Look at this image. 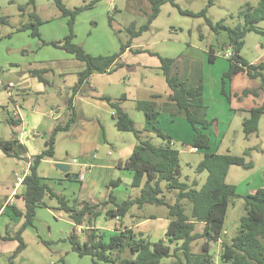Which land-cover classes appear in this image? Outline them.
<instances>
[{
	"label": "rangeland",
	"instance_id": "1",
	"mask_svg": "<svg viewBox=\"0 0 264 264\" xmlns=\"http://www.w3.org/2000/svg\"><path fill=\"white\" fill-rule=\"evenodd\" d=\"M28 1L0 0V78L3 81H10L11 78L17 79L20 73L27 72L26 70L31 67L53 68L57 72L56 76L55 74L54 76L52 75L54 73L52 70L49 73L52 77L51 80L56 82V86L53 89L49 88L52 90L50 95L33 90L28 101L20 100L23 108H31L34 104L41 113H47L49 110L55 109L54 107L57 105L65 109L64 102L67 101L68 94L72 93L74 87L70 86L75 83L80 71H77V74L68 71L67 74L63 75L65 78L63 76L60 77L58 71L61 68L64 70H67L66 68L75 70L76 66L78 70L81 66H85V63L78 60L73 54H69L63 49L47 43L50 41H62L69 32L68 18L62 16V14H55V11L58 12L60 10L51 0H34L36 11L40 13L39 16L43 20V23L39 26L40 37L32 35L33 28L31 26L29 28H21L24 24L30 22V16L28 11L22 14L19 5H26ZM63 1L69 8H84L75 21L76 36L74 41L81 44L92 55H107L119 52L121 44L130 40L128 29L131 24L134 23L135 29H139L141 25L146 23L147 13L151 11L149 0H97L91 8L87 6L91 0ZM176 2L178 6L169 2L164 3L160 14L152 22L150 29L132 40L131 45L134 49L141 48L146 49L145 51L123 53L119 60L123 63L122 67H118L110 73H97L90 79V85L95 89L96 93L110 94L114 98L119 96L120 92H126L127 98L122 100L123 107L140 129H144L147 123L144 113L138 109V101L154 98L160 105H165L170 94V87L159 66L160 60L157 55L151 52L177 58V61L181 64L184 60L189 61L195 66L194 68L190 67L187 71L189 73H197L200 68L203 75L205 72H203L204 59H206V74L214 78L223 66L219 61L211 62L209 60V49L211 47L214 49L220 48L222 40L228 39V33L225 29H220L217 32L211 27L210 22L213 25L221 20L229 26L242 24L243 17L240 16V12L248 4L256 7L260 0H214V4L209 6L206 12L210 22L207 21L205 16L183 14L178 8L197 13L207 7L209 0H176ZM28 7L31 10L34 8L31 4ZM2 17H7V21L3 20ZM258 27L261 32L253 31L252 35H257L264 44V34L262 33L264 32V20L258 23ZM225 49L231 50L227 46ZM68 56L73 60H70V62L65 60ZM46 60L50 61L46 62ZM227 61L230 63L228 59ZM179 63L178 69L180 67ZM181 68L183 69V64ZM253 81L259 82L260 80L253 79ZM14 90L15 88H12L13 92ZM10 99L12 97L1 86L0 139L5 140L11 139L14 136L15 129L20 128L19 124L14 126L7 122V118L10 117L11 110L15 106ZM207 100V118L214 120L210 132L212 149L219 153L231 152L232 154L243 155L245 148L254 147L251 154L247 156V161H252L253 167L244 168L240 165H231L226 177L227 182L236 185L238 193L248 194L251 189L259 187L264 182V117L259 134L253 133L246 137L241 113L236 114L234 119L231 117L229 124L228 118L231 112L226 107H223L217 96H209ZM226 103L224 100V104ZM79 107L80 104L77 102V115L83 112L89 118L101 121L105 130H103L101 137L107 138V142H104L105 147L101 150V154L105 157H110L106 155L107 150L110 149L115 153L113 158H118L124 154L126 147H128V151L131 150V141L139 142V138L134 133L119 131L116 128L114 110L112 108L107 112L98 109L95 104L89 106L84 104L82 107L83 111ZM165 114L169 117L171 116L168 112L162 113L160 117L161 127L168 128V125H175V122H170L169 124ZM178 117L182 118L183 116ZM42 118L45 119L44 116ZM184 120L187 121L186 118ZM50 121L47 120V123ZM187 124L192 129L188 122ZM225 124H228L229 127L226 128ZM44 127H39L41 131L38 130L42 135H34L35 139L33 142L35 146H44L48 141L47 138L51 135L52 130L50 133H44ZM172 130L169 129V131ZM179 130L181 135L187 136L182 127H179ZM220 132H222L221 137L219 135ZM69 133L68 130H63L56 134L58 152L66 160L80 157V146L78 143L71 142L70 137L72 136ZM141 138L149 139L155 144L164 141L155 132L145 129L141 134ZM77 139H79L78 134ZM174 139L176 147L180 150L181 179L198 178L201 184L204 183L208 172H198L196 165L204 157L205 152L202 149L200 151L191 149L193 147V139L187 143H183L181 139L178 140L175 136ZM23 165L25 166V163L20 158V152L17 155L8 156L0 148V203L5 202L12 193L17 183V173L22 172ZM71 165V171L78 174L79 167L75 164ZM57 171L53 162L45 161L39 166L40 175L48 180H51L52 178L49 177L54 176V173H58ZM120 175L127 177V170L121 171ZM73 181V184L68 181L60 184V182L55 180L53 181L55 182L53 187L65 194L69 199L71 198L72 201L76 197L79 186L78 180ZM102 189L104 188L101 186L98 188L100 191ZM170 192L176 193V190H171L168 194ZM117 193L121 194V190L119 189ZM129 193L138 195L140 194V189L131 187ZM173 196L171 194L170 197ZM86 200L92 201L91 199ZM174 200L169 201L174 202ZM48 201L53 202L51 200ZM183 203L186 211L190 213L192 203L188 200H183ZM16 204L23 207V211H25L22 200L18 199ZM244 204V198L238 197L229 206L225 220L227 234L224 239L227 241H230L240 231V218L246 213ZM138 213L164 214L167 213V208L163 205L147 204L142 210H138ZM132 220L133 217L129 213L125 218V222L131 223ZM24 221V215L15 214L11 206L8 207L7 212L1 218V234H9L12 238L0 240V264H10V256L19 244V240L14 238V236ZM95 223L102 228H109L114 225V219L101 216L97 218ZM154 223L157 222L155 221ZM73 226L74 223L63 211L53 206H40L36 209L33 226H27L22 233L26 247L13 259L15 264H94L91 256H80L71 249L68 236ZM103 231L109 233L108 229H103ZM163 236V232L155 231L150 238L152 241H157ZM203 242L201 239L194 244L195 252L201 251ZM222 247V242H212L214 257L219 259ZM128 254L127 252L126 255ZM177 261L176 257H166L162 260V263L171 264ZM99 264L112 263L100 262Z\"/></svg>",
	"mask_w": 264,
	"mask_h": 264
},
{
	"label": "trees",
	"instance_id": "2",
	"mask_svg": "<svg viewBox=\"0 0 264 264\" xmlns=\"http://www.w3.org/2000/svg\"><path fill=\"white\" fill-rule=\"evenodd\" d=\"M51 1L55 3L63 16L68 18L69 32L62 41L47 43L73 54L78 60L85 63V68L78 73V81L73 87L74 91L80 88L92 74L115 70V62L127 49L133 52H143L141 49L131 47L132 40L150 29L164 3L169 2L178 6L176 0H149L151 11L147 13L146 23L139 29H135L134 23L131 24L128 29L130 40L121 44L119 52L92 55L81 44L74 41L76 36L75 21L84 8H69L63 0ZM96 1L91 0L87 6L93 7ZM30 4L34 7L33 10L28 7ZM213 4L214 0H209L207 7L197 13L178 8L183 14L205 16L210 22L206 12L208 7ZM19 9L22 14L28 11L30 16V22L21 28L31 26L33 28L32 35L40 37L39 26L43 20L36 11L35 1L29 0L26 5H19ZM240 14L243 17V23L235 26H229L223 20L218 21L215 25L210 22L211 27L217 32L220 29H225L228 33L226 46L230 47L232 55L228 57L229 68L222 77V91L226 94L228 101L231 100V97L226 92L225 85L236 73L244 72L250 78L260 80L259 86L245 89L241 97L248 94L259 96L261 90L264 89V62L251 63L241 54L245 35L250 31L261 32L258 23L264 20V0H260L256 7L248 4ZM2 19L7 21V17H2ZM262 33L264 34V32ZM151 53L158 56L160 68L170 87L168 102L165 105H160L154 98L141 99L137 106L146 118L147 124L144 129L155 132L164 140L163 142L155 144L149 139L141 138L144 129L138 128L135 120L124 109L123 99L114 100L110 95L98 97L106 100L113 108L116 128L119 131L132 132L139 138V142L134 146L130 156L126 160H120L117 166L134 172L132 185L141 187V194L119 202L115 189L120 180L112 179L104 199L93 202L75 197L71 201L64 194L57 192L53 186L43 181L39 173V166L43 159L54 158L57 132L69 130L71 124L76 121V113L73 109L65 123L57 122L54 126L47 147L34 158L28 174L23 179L25 211L15 206L13 210L17 215H24L25 221L14 236L19 240V244L10 256V264H15L13 259L26 247L22 233L27 226L33 225L36 209L46 197L55 199L58 203V207L55 208L67 214L74 223L68 236L71 249L80 256H91L94 264L100 262L163 264L162 260L166 257L178 259L177 262L171 264H215L212 242L219 241L222 242L223 247L218 264H264V184L254 192L240 194L237 192L236 185L226 180L231 165H240L244 168L253 167L252 161H247V156L251 154L254 147L245 148L243 155L211 151L210 132L214 120L207 118L208 106L204 97L202 70L199 68V72L189 73L187 69L195 66L191 62L184 60L183 70L182 64L177 61V58L163 56L156 52ZM216 56L214 48L211 47L209 60L215 61ZM122 66V63L118 65V67ZM30 72L45 82L42 76L43 70ZM170 104L172 109L168 106ZM163 112L174 116H183L191 125L194 131L192 146L196 147L198 151L202 149L205 152L204 157L197 165L198 172H208L202 186L198 187L197 180L192 182L181 180L180 150L173 142V136L159 124V118ZM249 112L250 115L243 119L246 137L253 133L259 134L264 105L253 107ZM7 122L14 126L21 123L20 119H16L13 114L7 118ZM22 147L16 135L8 140L0 139V148L8 156L23 152ZM74 175H78L77 179H79V173H72L69 179H72ZM165 188L177 190L174 203L168 202L163 195ZM238 197L244 198L246 213L240 218V231L230 241H227L224 239L227 234L225 220L230 204ZM183 200L192 203L190 213L186 211ZM146 204L163 205L167 208V217L170 218V223L166 232V240L160 239L153 242L128 227L107 234L94 225V221L102 214L122 220L131 213L133 207L141 208ZM78 225L87 227L84 241L80 238ZM201 239L204 241L201 251L195 252L194 244ZM127 252L128 255H126Z\"/></svg>",
	"mask_w": 264,
	"mask_h": 264
},
{
	"label": "crops",
	"instance_id": "3",
	"mask_svg": "<svg viewBox=\"0 0 264 264\" xmlns=\"http://www.w3.org/2000/svg\"><path fill=\"white\" fill-rule=\"evenodd\" d=\"M38 14L40 15V13H38ZM55 14L56 15L62 14V12L61 11H58V12L55 11ZM62 16H63V14H62ZM45 19H47V18H45ZM252 32L253 31H250L245 35L244 46L241 50V54L245 59H247L251 63L264 62V44L260 41V38H258L257 35L253 36ZM227 42H228V39H223L221 42V47L218 49H214L215 53L217 55L216 60L214 62L219 61V62H221L222 66H223V67H221L220 72L214 78L207 75L206 74V59H204L205 66L203 67V72L204 71L205 72H204L203 77H204V82H205L204 83V90H205L204 97H205V102H206L207 106H208L207 98L209 96H217V99L219 100V102H221L223 104V107H226L227 110L229 112H231V115L228 118L229 124H230V121H231L230 118L233 117V119H234L236 114L241 113L242 117L244 119L245 117L250 115L249 111L253 107L264 105V89L261 90V94L259 96H255L253 94H248L246 96L241 97V95L245 89H253V87L255 88V87L259 86L260 82L253 81V79L250 78L249 76H247V74L244 72H239V73L234 74L232 76V78L225 85L226 92L229 93V95L231 97V100L228 101L226 94H224L222 91V88H223L222 77H223L224 72H226L228 70L229 64H230L227 61V59L229 60V58L224 54L225 51H228L227 49H225V47H226L225 45ZM227 47H229V46H227ZM137 49H141V48H137ZM141 50L145 51L146 49H141ZM220 50H222V51H220ZM128 51H131V50L127 49L124 52V54L127 53ZM121 56H120V58H121ZM120 58L114 64V67H116V69L118 68V65L122 63L119 61ZM65 60H69V62H70V60L72 61L73 59L70 56H68L67 58H65ZM49 61L50 60H46V62H49ZM159 66H160V64H159ZM84 68H85V66H83V67L81 66L78 70H77V66H76L75 70H72L71 68H66L67 70H64L63 68H61L59 70L60 72L58 71V74L60 75V77L67 74L68 71L72 72L73 74H77V71H81ZM32 70H43L44 72L42 73V76L45 79V82H43L38 76H34L33 74H31L30 71H32ZM51 70H52V72H54V73H52V75L54 76V74H55V76H56L57 72H55V70L53 68L51 69L49 67H41V68L31 67V68H28L26 70L27 72L20 73L18 75L17 79H14V78L10 79V81L14 83L13 88H15V90H16V91L14 90V92L12 91L13 97H12V99H10L12 101V103L15 105L13 107V109L11 110V115L17 106L19 107L21 114H22V119L20 120V122L22 124L21 123L19 124V127H20L19 129H15L14 135L18 136L19 132L22 129V126L25 127V129H26V135L24 137V141L21 143L23 146L22 147L23 152L20 153V158L22 159L23 163L26 164V162L28 160L27 156H29V155L34 160V158L37 155H39L48 145V141H47L44 144V146H41V147L35 146L33 140L35 139L36 135L35 136H34V134L32 135L31 132L38 131V130L41 131V129L39 127H42V126L44 127L46 125V127L43 128L44 133H46V132L50 133V131L57 124V122L65 123L67 121V119L69 118V116L71 115V112L74 109V111L76 113V115H75L76 121H74L71 124L68 131L70 132L69 133L70 136H72V137H70L71 142L75 143V144L78 143L80 146V154H79L80 157H73L72 160L63 159L62 157H64V156L58 152V147H57V142H56L54 158H52V159L45 158L42 160L41 163H43L45 161H49V162H53L54 165L56 162H65V163H69L70 165L75 164L79 167V170H78L79 175L81 173L82 167L86 168L85 176H84V178L79 177V179H75L73 176L72 179H69V176L67 177L65 172H63L57 168L58 173H54V176L49 177V178H52L51 180H48L46 177L41 176L43 181L47 182L49 185L53 186V184L55 183L53 181H55V180L60 182V184H62L64 181H68V182H71L73 184V182H74L73 180H75V181L78 180L79 186H78V189L76 192L77 193L76 197L78 196L80 199H91L93 202H96L98 200L104 199L107 196L108 185L111 182V180L112 179H119L120 183L116 187L117 190L115 189V194H117V198H118L119 202H122L123 200L128 199V198H134V197L139 196L141 194V187L132 185L134 172L130 169H126L128 176L124 177V176L120 175V172L125 170V168H120L117 166V164L120 160H126L130 156V154L132 153L133 148L137 144V142L135 143V142L131 141V143H130L131 150L128 151V147H126L124 154L122 156H119L118 158H113L115 153H114V151H112L110 149H108L106 152V155L110 156V157H105L103 154H101V150L104 149V147H105L104 142H107V138L101 137L103 130H104V128L101 124V121L99 119L93 120V119L89 118L86 114H84L83 112H81L80 115H77V112H76L77 102L80 104L79 108L81 111H83L82 107L84 104H86L88 106L95 104L98 107V109H101L102 111L105 110L107 112L110 110V108H112L111 105L106 100L98 98L100 95H110V94L96 93L95 89L90 85L91 77L95 76L97 73L92 74L88 78V80H86L83 83V85L80 86V88H78L75 91L72 90V93L68 94L67 101L64 102L66 110L62 109V107L60 105H57L54 107L55 109H51L54 111V115L51 116L50 110L47 113L46 112L41 113L35 107L34 104L31 106V108H23V106H22L23 104H22L20 99H22L24 102L28 101L30 98L31 92L33 90L35 92H38V93H44V94L48 93L49 95L52 93V90H50L49 88L53 89L56 86V82L54 80H51L52 77H51V74L49 73ZM106 73H110V72H106ZM205 77H206V79H205ZM77 80H78V78L76 79L75 83L70 87H73L77 83ZM10 81L4 80V83L10 82ZM212 82H214V84H212ZM217 84H218V86H217ZM1 86L2 85H0V87ZM5 91L7 92L6 88H5ZM120 98L126 99L127 98L126 92H120V95L115 96L113 99L119 100ZM224 100H225V102H227L226 104H224ZM122 106H123V104H122ZM168 106L171 107V104ZM171 109H172V107H171ZM114 115H115V112H114ZM43 116L45 117V119L42 118ZM77 116H78V118H77ZM165 116H167V114H165ZM263 117H264V113L260 119V126H261V123L263 121ZM166 119H167V121H169V124H170V122L176 123L175 125H168V128L162 127L166 132H168L170 135H172L173 138L175 136V137H177L178 140L181 139L183 141V143H187V142L192 141V139L194 137V131H193V129H190L189 125L187 124L188 121H185L183 117L179 118L178 116H174V115H171L170 117L167 116ZM47 120H51V121L49 123H47ZM159 124H161V120L159 121ZM242 125H243V120H242ZM179 127H182L184 129L183 131L187 134V136H185L183 134L181 135L179 133L180 132ZM225 127L228 128L229 127L228 124H225ZM169 129H173V130L169 131ZM40 131H38V132H40ZM221 133L222 132H220V134H219L220 137H221ZM77 134L79 135V139H77ZM40 135H42L41 132H40L39 136ZM31 136H34V137H31ZM47 139H49V138H47ZM173 142L176 143L175 139L173 140ZM193 148H194V146L191 149L194 150ZM210 150L214 151L212 149V146H211ZM214 152H216V151H214ZM74 159H77L78 161L75 162ZM199 162H198V164H199ZM197 165H196V167H197ZM23 169H24V167H23ZM71 169H72V165L70 168V173L72 174L73 172L71 171ZM181 176H182V174H181ZM194 180L198 181V187H200L204 184V183L201 184L199 182L198 178H193V179H189V180L187 179L185 181L192 182ZM17 183L15 184V187L12 190V193L7 197L6 201L3 203H0V221H1V218L3 217L4 213L7 212V209L9 206H11L12 209L15 206L18 209L23 210V207L17 206V204H16L18 199L22 200V202L24 203V206H25V200L23 197V193L25 191V186L23 185L22 182L19 184H17ZM263 184H264V182H263ZM263 184L260 185L259 187H262ZM100 186L102 188H104L101 191L98 190V188ZM131 187L139 188L140 194L133 195V194L129 193ZM259 187L253 188L250 191L254 192ZM74 189H76V188H74ZM119 189L121 190V194L117 193L119 191ZM56 191L59 192L58 190H56ZM169 191H171V190H168L165 188L164 193H163V195L166 197L167 201L170 202L169 200H173V199L176 200L177 190H176V193L170 192V194H168ZM59 193L63 194L62 192H59ZM171 194H173L174 196L170 197ZM13 195H14L15 199L12 202H8V199ZM48 200H51L53 202H49ZM70 200H71V198H70ZM175 200H174V202H175ZM174 202H170V203H174ZM44 205L47 207H51V206L58 207L57 201L55 199H51L49 197H46L43 200L42 204L39 205V207L44 206ZM146 205H144L141 208H138L136 206L132 208L130 214L132 215L133 220L131 223L125 222L126 217H124L122 220L119 218H112V219H114V225L109 227V228H102L101 226L96 225L95 222L97 219L94 221V225L97 228H99L100 230L108 229L109 233H107V234H110V233L116 232V231H120L125 227L132 228L135 232L141 233L143 235V237L150 239L151 241H152V239L150 238V236L153 234V232L159 231V232L164 233V236L161 237L160 239L166 240V232H167V229H168V226L170 223V218L167 217V213H164V214H156V213L140 214V213H138V210H142ZM39 207H37V208H39ZM134 208H136L137 210ZM101 216H105L106 218H108L106 216V214H102L99 217H101ZM155 221L157 223H154ZM31 226H33V225H31ZM86 228L87 227L84 225H78V232H79L80 238L83 237L82 238L83 241L86 239V236H85V229ZM10 238H12L11 235H9V234L2 235L0 232V240H7ZM153 242H155V241H153ZM219 242H221V241H219ZM213 260L216 264H218L220 257H219V259L217 257H213Z\"/></svg>",
	"mask_w": 264,
	"mask_h": 264
},
{
	"label": "built area",
	"instance_id": "4",
	"mask_svg": "<svg viewBox=\"0 0 264 264\" xmlns=\"http://www.w3.org/2000/svg\"><path fill=\"white\" fill-rule=\"evenodd\" d=\"M224 54L229 57L232 55V51L228 50V51H225ZM0 85L4 86L7 90V93L9 94L10 97H13V94H12V88L14 87V83L13 82H7V83H4V81L0 78ZM50 115L53 116L54 115V111L53 110H50ZM13 116L16 118V119H22V114H21V111L19 109V107L17 106L16 109L13 111ZM22 124V123H21ZM32 134L34 135H39L40 132L38 131H33L31 132ZM26 135V129L25 127L22 126V129L21 131L19 132L17 138L19 140L20 143H22L24 141V137ZM195 151H198L196 147L193 148ZM28 160L24 166V169L22 170V172L20 173H17V184L23 182V179L24 177L28 174L29 170H30V166H31V163L33 161L32 157L29 155L27 156ZM75 162H77L78 160L77 159H74ZM85 171H86V168L85 167H82V170H81V173H80V178H84L85 176ZM14 200V195L11 196L9 199H8V202H12Z\"/></svg>",
	"mask_w": 264,
	"mask_h": 264
},
{
	"label": "water",
	"instance_id": "5",
	"mask_svg": "<svg viewBox=\"0 0 264 264\" xmlns=\"http://www.w3.org/2000/svg\"><path fill=\"white\" fill-rule=\"evenodd\" d=\"M55 167L60 169L61 171L65 172L66 173V176H70V168H71V165L69 163H65V162H56L55 163ZM74 178L77 179L78 178V175H74Z\"/></svg>",
	"mask_w": 264,
	"mask_h": 264
}]
</instances>
